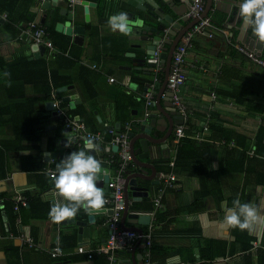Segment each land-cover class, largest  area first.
<instances>
[{
  "label": "crops",
  "instance_id": "obj_1",
  "mask_svg": "<svg viewBox=\"0 0 264 264\" xmlns=\"http://www.w3.org/2000/svg\"><path fill=\"white\" fill-rule=\"evenodd\" d=\"M40 1L32 7L34 19L42 24L47 22V26L54 24L59 33L56 41L49 35L52 47L45 46L42 52L31 39H21L26 23L9 29L6 17L0 14V264H103V261L107 264H143V242L136 244L134 253L116 252L113 263L108 254L100 253L111 234L107 220L112 208L107 204L91 214L81 210L74 218L59 224L49 220L51 204L57 199L64 202L52 190L49 171L73 150L78 151L83 146V143L78 144L73 149L70 130L55 113L52 98L55 94L69 116L81 117L90 129L103 132L107 137L112 135L110 127L117 123L122 129L132 122L131 132L139 133L140 123L153 113L157 114L159 127L164 128L169 120L162 111L170 107L164 105V99L160 106L147 105L145 85L143 89L141 85L145 83V75L133 69L138 65L134 58L143 53L137 48L138 41L130 35L113 33L107 26L108 17L122 11L121 0H76L74 7L69 5V0H58L50 7ZM225 1L220 7L215 3L211 8L207 17L215 23L205 32L194 35L186 54L187 81L182 96L187 107L182 115L183 123L178 124L186 127V137L198 143L211 142L216 146V152L198 157L199 164L185 171L175 182V187L164 193L162 206L156 204L163 185L160 175L156 177V185L145 181L149 188L147 197L130 204L132 211L140 213L135 226L143 229L145 234L151 226L160 231L153 240L157 244V250L153 251L154 264H260L256 253L262 243L264 223L254 225L249 231L256 237L252 240L254 252L249 261L244 257L249 252L243 251L233 229L223 228L220 223L224 216L221 202L226 201L231 207L232 201L243 192L248 197L247 202L254 203L264 216V186L243 188L244 173L238 169L217 177L221 169L232 165L228 150L238 146L234 140L228 143L225 139H217L220 131L216 133L210 124L227 134L248 135L251 145L255 144L257 130L264 127V67L242 50L245 48L258 55L248 49L250 41L256 38L247 28L245 31L249 34L242 38L244 26L238 14L240 0ZM184 2L177 0L178 5H184ZM70 13L73 14L72 21ZM173 15L181 24L176 29L178 33L189 26L190 21ZM59 24H65V27ZM74 26H84L85 33H72L70 29ZM164 38L175 37L164 35ZM167 47L164 41L162 51ZM261 53L258 56L264 59V46ZM155 59L157 65L151 75L156 82H163L166 65L161 59ZM4 72L11 74L7 78L11 86H8ZM111 78L115 80L112 82ZM47 82L50 85L48 96ZM154 88L157 94L155 85ZM148 110L151 111L149 116ZM169 117L172 119V115ZM176 126L168 140L162 143V154L158 155L157 145L150 143L151 157L146 153L142 155L147 156L143 162L153 164L160 174L165 160L176 161L178 147L185 138L175 145ZM154 132L158 138L166 135L162 130L155 129ZM241 149L239 147L236 158ZM112 150L115 152V147ZM134 150L137 154L142 153L138 139ZM90 154L107 164L112 179L115 168L105 160L109 158V152L100 149ZM146 170L150 174L153 172L151 168L146 167ZM109 193L105 191V197ZM18 196L27 204H20L25 208L20 207L22 210L16 213V226L12 231L10 214L16 209L9 205V210L7 201L16 203ZM158 208L166 218L156 225ZM91 215L94 220H90ZM81 223L90 228L88 237L80 238ZM126 225L134 226L129 221ZM28 236L36 241L35 247L24 242L23 238ZM57 248L64 255H52ZM202 250L204 254L219 252L220 256L214 261L203 260Z\"/></svg>",
  "mask_w": 264,
  "mask_h": 264
},
{
  "label": "water",
  "instance_id": "obj_2",
  "mask_svg": "<svg viewBox=\"0 0 264 264\" xmlns=\"http://www.w3.org/2000/svg\"><path fill=\"white\" fill-rule=\"evenodd\" d=\"M58 0H51L44 4L45 7H50L52 4H57ZM193 0H185L184 5H178L177 0H121L120 8L122 11L127 12L129 20L133 22V32L130 34V37L136 39L138 41L137 48L142 50V54H139L138 57L134 58V62L138 63L137 66L133 67L134 70L143 72L144 80H145V93L151 90V84L154 81V75H151L154 72V67L157 65L156 52L158 51L159 45L164 40L168 45L167 48L160 54L161 61L166 65L165 77L163 82H156L155 87L158 89V93L156 94V100L154 105L160 106V102L164 99L166 102L164 105L167 108L166 111H162L169 120L168 124L165 120L166 125L164 128H160V121L157 117V114H151L149 118L143 120L139 127L137 128L140 132L136 134L135 131L130 132L131 140V151L134 156V164L135 170L130 169L127 172L128 178L125 183V200H126V209L123 213L122 217V226L125 229L137 231L139 234L143 235L144 230L135 226L139 222L140 213L139 211H132L130 209V204L133 202L142 201L143 197H147L149 195V188L146 185L145 181H150L152 185H156L158 180L156 181V177H159L160 173L157 172L156 167L153 164L143 162L144 157L143 154L152 155V147L150 143L157 145V154H162L161 145L164 143L173 133V129L176 125L182 124V114L173 104V93L167 90L168 78L171 73V65L173 61V54L176 48L182 43L183 36L190 31V29L199 21V20H191L186 14L190 11L192 7ZM225 0H219L215 2V0H207L204 11L202 13L203 17L209 16L211 8L217 3V7H220L225 4ZM230 10H227V13ZM64 12V11H63ZM65 12L66 9H65ZM173 13L182 17L183 21H190V24L187 28H184L179 33L176 31L177 28H180L181 24L178 22ZM69 18L73 20V14H69ZM139 19L142 23L138 26L135 25V21ZM60 27L64 28L65 24H59ZM244 26V25H243ZM70 28V27H69ZM72 28V27H71ZM244 29L241 30L243 33L242 38L247 36ZM248 29V28H247ZM72 33L75 31L77 33H85L84 26H74L72 29ZM252 34V32H251ZM164 35H174V39H166ZM253 36V34H252ZM254 37V36H253ZM79 38V36H78ZM241 38V39H242ZM39 49L45 50L44 45H37ZM264 42H260L257 39L251 40L248 46L249 50L255 51L258 55H262L261 50L263 49ZM78 101V100H77ZM53 106V105H52ZM56 113V111H55ZM169 115H172V119H170ZM79 120H82L81 117H76ZM111 130L116 129L120 131V124L117 123L114 126L110 127ZM155 129L162 130L166 132V135L163 138H158L157 134L154 132ZM140 141V150L142 153L137 154L138 152L134 150L136 140ZM115 150H118V147H115ZM154 150V149H153ZM147 168L152 169V174L146 170ZM111 179L110 169L107 164L103 163V171L99 177L98 187H102L104 192H110L109 181ZM113 211H111L112 213ZM94 216H90V220H94ZM132 219V220H130ZM134 224L133 227H129L126 225V222ZM80 227V238L83 236L88 237V233L90 232V228H88L87 224L81 223ZM141 242V240H140ZM139 242V243H140ZM136 248L129 253H134ZM117 264V263H114ZM134 264H138L134 262Z\"/></svg>",
  "mask_w": 264,
  "mask_h": 264
},
{
  "label": "built area",
  "instance_id": "obj_3",
  "mask_svg": "<svg viewBox=\"0 0 264 264\" xmlns=\"http://www.w3.org/2000/svg\"><path fill=\"white\" fill-rule=\"evenodd\" d=\"M51 0H41L40 3L44 5L46 2ZM207 0H193L192 7L188 12V17L191 20H199L182 38V43L174 51L173 61L171 65V73L168 78L167 90L173 93V104L176 108L185 115L187 105L184 102L182 96V89L187 81V74L185 70L186 54L193 44V37L196 34H201L205 32L209 27L212 26V20L210 17H203L202 13L204 11ZM69 5L74 7L76 0H69ZM7 17V14L3 15ZM49 31L46 26L37 20H32L26 23L22 27L21 39H31L37 45H44L52 47V43L49 38ZM212 36V35H210ZM163 43L159 45L158 51L156 52V58L160 59V53L163 50ZM242 50L248 54L256 63L264 67V59H261L258 55L253 52L242 48ZM160 62H158L159 64ZM115 78H111L110 81H114ZM158 80V78H156ZM155 79L151 84V90L146 92L147 105L149 107L153 106L155 99ZM53 109L56 111L58 116L63 121L64 125L70 130V141L73 145L82 144L83 140L89 136H97L96 141L99 144L100 149H104L105 146L118 147V150L109 152V158L105 159L107 163L115 168V175L109 181L110 193L105 197L107 205L112 208V214L107 220V225L110 229V237L107 241V245L100 250V253L108 254L110 263L115 261V254L118 251H131L134 249L138 242H143L144 246V259L143 264H154L152 262V246H153V232L154 228L151 226L147 234H139L137 231L128 230L122 226V217L126 209L125 200V183L127 179V172L135 166L134 156L131 151V137L130 132L133 128L132 122L126 123L125 126L120 131L112 130L110 132L111 137L103 132L93 131L88 127V125L77 119L76 117L69 116L66 109L62 105L61 101L53 95L52 98ZM147 116L151 114V111L146 112ZM186 135V127L184 125H178L175 128V145H179L180 140ZM251 156L254 155V150L249 152ZM171 167L175 166V160L172 159L170 163ZM55 171V169L50 170ZM160 177L162 179V187L160 188V193L156 197V204L158 207L162 206V198L164 193L168 189L175 187V182L177 181V175L174 172H161ZM20 204H27L23 197H16V207L17 211H20ZM23 238V237H22ZM24 242H26L30 247L36 246V241L32 237H24ZM258 246V245H256ZM82 251V249H80ZM64 252L60 249H54L52 255L60 256L64 255Z\"/></svg>",
  "mask_w": 264,
  "mask_h": 264
},
{
  "label": "clouds",
  "instance_id": "obj_4",
  "mask_svg": "<svg viewBox=\"0 0 264 264\" xmlns=\"http://www.w3.org/2000/svg\"><path fill=\"white\" fill-rule=\"evenodd\" d=\"M238 14L253 36L264 42V0H240ZM106 23L113 33L127 36L133 32L134 25L127 12L111 15ZM141 23L139 19L135 21L136 26ZM10 75L9 72L3 73L8 86H11L10 79H7ZM97 139V136L89 134L83 140L80 150L72 151L56 164L55 171L49 173L54 194L64 201L61 203L57 199L51 204L48 212L51 222L59 224L74 218L81 210L91 214L103 209L107 203L104 189L97 186L103 171L102 161L90 154L100 150ZM103 150L112 151L110 146H105ZM221 207L224 209L220 222L223 228L251 232L254 225L264 223V216L260 214L257 206L251 202L242 203L238 197L232 201L231 207L227 206L226 201L221 202Z\"/></svg>",
  "mask_w": 264,
  "mask_h": 264
},
{
  "label": "trees",
  "instance_id": "obj_5",
  "mask_svg": "<svg viewBox=\"0 0 264 264\" xmlns=\"http://www.w3.org/2000/svg\"><path fill=\"white\" fill-rule=\"evenodd\" d=\"M36 2L37 0H0V14L1 15L7 14L6 26L9 29H13L15 25H20L21 23H28L34 20L35 14L32 12V7H34ZM213 22L215 23L214 20H212V23ZM43 25L46 26L47 30L49 31L51 39L53 41H56L55 37L59 33L56 32L54 24L47 26V22H45L43 23ZM143 84L144 83L141 84L142 89H143ZM49 93H50V85L47 82L46 95L48 96ZM210 127L214 129L216 133L220 131V135L218 136L217 139H225V141L228 143L234 140L238 146V147H233L231 150H228L227 153V155H230V157H232L233 160L231 162L232 167L228 166L224 169H221L217 177L223 176L228 172H231V170L238 169L239 172L244 173V181L242 185L243 188H246L248 185L264 186V127H261L259 130H257L254 145L248 144L249 141L248 135H241L240 137H238L237 134L232 132H229L230 134L229 133L227 134L224 132L223 129L221 128L219 129L215 127L213 123L210 124ZM187 133H191V132L187 131ZM76 147L77 145H73V149H75ZM239 147L242 149L240 154H238L239 157L236 158ZM252 147H255L253 156L249 154V152L252 150ZM211 152H216V146L213 143L211 142L198 143V141L185 136V138L182 139L180 146L178 147L175 166L171 167L170 160L168 159L164 161L161 170L163 172H171V171L174 172L177 175V179H178L181 175L184 174L185 171L191 170L194 164L195 165L199 164L197 162L199 159L198 157L208 156L210 155ZM234 164L237 165L234 166ZM238 198L242 203H246L248 197L243 192L242 196H239ZM9 205H11L13 210H15L16 203L14 200L8 199L7 201V207L10 210ZM20 207L25 208L23 206ZM21 208L20 210H22ZM16 213L19 214V211L15 210L14 213L10 214L12 231L15 230V226H16L15 225L16 224L15 221L17 218ZM165 215L166 214L164 212H161L160 209L157 211L156 225L160 224L166 218ZM24 221H25V216L23 222ZM233 231L237 236V240L242 244L243 251L249 252L248 254L246 253L244 257L247 258V261H249L250 259L252 260L253 258L252 253L254 252V246L252 244V240H254L256 237H252L249 234V231L247 230L240 231L238 229H233ZM159 232H160L159 230L156 231L154 230L153 237L154 238L157 237ZM154 242L152 246L153 263H155V253L153 255V251L155 252V250H157V246H156L157 244H155ZM120 253L126 254L127 251H122ZM218 256H220L219 252L210 251L204 254L203 251V260L205 259L207 261H214L218 258ZM256 256L258 257L259 263L264 264V235H263L262 243L256 253ZM103 264H107L106 261L105 262L103 261Z\"/></svg>",
  "mask_w": 264,
  "mask_h": 264
}]
</instances>
